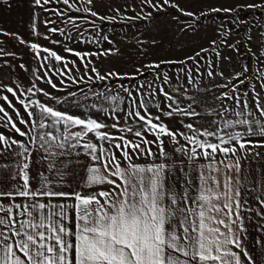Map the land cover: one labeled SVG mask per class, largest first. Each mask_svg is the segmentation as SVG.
<instances>
[{"label":"snow or ice","instance_id":"snow-or-ice-1","mask_svg":"<svg viewBox=\"0 0 264 264\" xmlns=\"http://www.w3.org/2000/svg\"><path fill=\"white\" fill-rule=\"evenodd\" d=\"M6 7L0 264H264V0Z\"/></svg>","mask_w":264,"mask_h":264},{"label":"rangeland","instance_id":"rangeland-1","mask_svg":"<svg viewBox=\"0 0 264 264\" xmlns=\"http://www.w3.org/2000/svg\"><path fill=\"white\" fill-rule=\"evenodd\" d=\"M251 14V13H250ZM259 13H257V16ZM166 19V18H162ZM185 18H181V23H183ZM189 23L191 22L190 20L188 21ZM139 27L141 29V35L143 36L144 39H147V33L144 31L149 25L147 24H140V25H133V28ZM175 27V25H153L151 30H152V38L156 39L157 41L163 40V47L164 48H170L173 47V42L174 41H183V37L180 33V31H176L175 33L172 32V28ZM128 32V38L127 40L125 39L124 33ZM59 39L60 37L57 36ZM114 39L116 40V46L120 48V54H115L111 57L109 61H106V64L111 63L113 66L117 68L121 67H130V56L132 58H135V53L137 52V45L134 43H131L133 40H138L141 39V36H138L136 33H134L131 29L128 28H121L120 25H117V34L114 36ZM198 39V38H197ZM75 46V43L74 45ZM80 46V45H78ZM111 46V45H105ZM148 45L145 44V47ZM175 48L181 47V43H175L174 44Z\"/></svg>","mask_w":264,"mask_h":264},{"label":"crops","instance_id":"crops-1","mask_svg":"<svg viewBox=\"0 0 264 264\" xmlns=\"http://www.w3.org/2000/svg\"><path fill=\"white\" fill-rule=\"evenodd\" d=\"M11 0H0V23L13 30H19L26 34L28 28V14L25 9L13 7L10 10L6 7ZM47 43V41H45ZM74 45V44H73ZM67 47V44L65 45ZM78 46V44H75Z\"/></svg>","mask_w":264,"mask_h":264}]
</instances>
